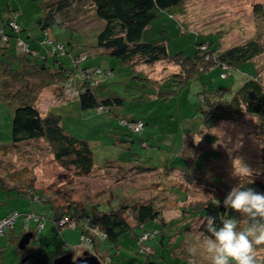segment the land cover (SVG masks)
<instances>
[{"label": "rangeland", "instance_id": "374dc122", "mask_svg": "<svg viewBox=\"0 0 264 264\" xmlns=\"http://www.w3.org/2000/svg\"><path fill=\"white\" fill-rule=\"evenodd\" d=\"M42 2L0 0V29H3V35L10 37L8 45L18 49L19 44H23L22 49L44 50L46 46L53 48L50 39L57 42V37L67 44L68 50L84 49L88 57L80 62L79 68L90 65L96 70L100 67L105 71L95 74L103 86L100 94H121L126 101L122 106H114L113 112L101 108L82 109L78 99L70 95L61 102L53 101L51 86L39 92L37 104L40 110L46 112L51 106L50 111L60 116V123L67 131L89 140L99 163L126 156L131 159L130 163L145 170L136 168L123 177L125 169L107 165L105 169L97 166L89 175L80 176L56 163L50 145L45 140H37L26 146L28 151L24 152L22 147L21 152L24 164H33L36 159V186L43 188L50 199L62 206L104 202L111 197V190L115 195L110 204L101 205L102 208L117 204L123 196L132 199L154 197L163 205L165 203V220L172 219L165 230L158 231L163 228L160 220L146 222L123 234L118 246L102 236L99 252L104 253L107 247L110 248L108 256L102 258V264H145L148 258L151 260L149 264H190L188 257L195 264H209L203 254L192 257L188 252L205 235L198 229L200 221L194 219L193 210L188 208L187 213L181 215V205L177 201L186 200L187 194L173 189L182 181L183 173L178 167L191 161V165L198 168H192L194 175L206 178V183L214 177L219 184L229 186V190L225 189L229 192L241 179L233 175L234 168L239 170L244 163L252 173L263 172L264 139L255 134L257 116L241 112L216 123L215 118L199 110L201 102L197 93L204 87L235 90L243 79V71L262 72L264 52L238 68L227 69L226 77L221 76L223 68L215 64L199 78L191 80L178 95L162 100L151 93L156 91L157 83L176 70L175 65L161 60L151 65L138 62L137 66L97 49L94 29L102 23L92 9L84 10L78 21L71 22L76 30L71 26H54L49 35L38 23L43 14ZM10 19H16L22 27L21 32L12 28L8 23ZM254 37L264 42V0H188L182 5L160 10L145 28L142 40L165 43L171 55L179 52L193 55L197 42L202 40L212 41V47L221 51ZM68 65L73 67L74 64L69 60ZM123 118L127 121L143 120L145 126L140 132H134ZM12 121L13 105L0 99V142L11 143ZM133 151L141 155L134 156ZM30 152H34L35 157ZM154 164L157 168H151ZM202 196L200 193L194 199ZM12 211L19 212L12 225L14 229L7 228L4 234L0 232V261L4 264H23L25 256L36 251L41 253V261L34 257L30 264H53L59 255L72 252L75 259L90 251L86 242L81 243L80 228L60 227L57 220H53L56 212L48 203L0 190V216ZM178 218L185 221L182 222L184 226L187 225L182 231L175 230L180 226ZM129 221L135 223L133 218ZM153 226L158 228L154 235ZM28 231L33 232L34 237L25 249H21L19 240ZM164 232L170 237L169 241L166 238L165 244L161 243ZM142 250L145 252L141 253ZM182 250L189 255L183 256ZM258 252L262 256L261 250Z\"/></svg>", "mask_w": 264, "mask_h": 264}, {"label": "trees", "instance_id": "16d2710c", "mask_svg": "<svg viewBox=\"0 0 264 264\" xmlns=\"http://www.w3.org/2000/svg\"><path fill=\"white\" fill-rule=\"evenodd\" d=\"M186 1L188 0H43V14L39 17L38 23L40 28L49 35L54 26H71L76 30L77 28L73 27L71 22L78 21V18L84 14V10L92 9L102 23L94 29L97 49H103L109 54L137 66L138 62L151 65L161 60L176 66V70L159 84L157 83L156 91L151 93L162 100H167L178 95L180 90L191 80L199 78L202 72L209 70L215 64H219L223 68L220 73L221 76L226 77L229 73L226 72L227 69L238 68L240 64L252 61L264 52V42L257 37L221 51L212 47V41L202 40L197 42L198 47L193 55H186L184 52L171 55L165 43L142 40L145 28L160 10L182 5ZM86 5L90 7L88 8ZM8 23L16 31H22V27L16 19H10ZM1 30L3 29H0V99L13 105V121L11 143L0 142V190L48 203L55 210L56 214L52 218L54 221L57 220L60 227L77 226L81 231V243H83L84 236L91 240L90 252L100 258L101 264L102 258L110 253L108 247L104 253L99 252V241L102 236L105 237L104 240L114 241L118 246V240L123 234L145 225L146 222L161 221L163 228L158 229L153 226L152 235L157 229L158 231L165 230L168 227V221L172 219L165 220L163 213L165 203L163 205L154 197L132 199L130 196L125 198L123 196L117 204H112L109 208H102L101 205L110 204L109 202L113 199L115 193L114 190H111V197L104 202H91L87 205L69 203L62 206L50 199L49 194H46L43 188L36 186V174L34 173L36 159L33 164H24L21 152L22 147L24 152L28 151L26 146L37 140H45L50 145L52 159L56 163L80 176L89 175L97 166L105 169L107 165H116L125 169L126 173L123 172V177L135 171L136 168H139L138 171L145 170V168L130 163L131 159L126 156L118 159H106L99 163L89 140L77 137L67 131L60 123V116L50 111L51 106L46 112L40 110L37 104L39 92L51 86L54 94L53 101L61 102L70 95L78 99L82 109L101 108L113 112L114 106L119 107L125 104L126 99L121 94L103 96L100 94L99 91L103 86L99 80H96L95 74L105 73L104 70L100 67L92 70L90 65L79 68L80 62L88 57L86 50L81 48L68 50L67 44L57 37H55L57 42L50 39L53 48L45 45L44 50L35 49L27 44L29 48L22 49L23 44H19L21 48L17 46L18 49H15L8 45L10 37L3 35ZM69 60L73 62V67L68 65ZM261 70L262 72L259 70L257 74L243 71V79L239 87L232 91H228L225 87L202 88L197 93L201 102L199 110L206 116L215 118L216 123L238 116L241 112L255 115L258 117L255 134L262 137L260 139H264V67ZM122 120L129 122V125L131 122L137 121H127L124 118ZM143 124L145 126L144 121ZM130 128L133 130L131 126ZM142 129L133 131L140 132ZM30 154L35 157L34 152H30ZM133 155L140 156L141 153L133 151ZM262 155L263 172H253L251 177H242L239 181V184H245V187L254 188L258 192H264V146ZM191 164L190 161L182 167H178V170L183 173L182 181L179 186L173 189L180 193L185 191L187 194L186 200L177 201L181 205V215L187 213L188 208L193 210L196 216L194 219L200 221L199 231L203 235H208L205 227L207 216L218 217L219 214H223L239 217V214L223 207V200L228 193L225 189L229 190V186L219 184L214 179V175L206 183V178L192 173L194 170L192 168L195 167ZM151 168H157V166L154 164ZM203 185L204 187H202ZM190 188H192L191 192ZM199 192L203 193V196L194 199V196L200 194ZM217 200L220 202L219 206L215 204ZM14 213H16L15 221L19 215L18 211L0 216V219L8 218ZM29 215L32 216V214ZM34 216L36 219L38 218V215ZM130 218L135 220L134 224L130 223ZM239 219L240 225L246 226L245 219ZM63 220L66 221L61 223ZM178 220L180 226L175 230L182 231L187 225L184 226L185 224L182 222L185 221L180 218ZM14 221L0 232L4 234L7 228L14 229L12 226ZM193 222L192 219V225ZM217 223H219L218 219ZM191 227H187L188 230ZM87 228H97L100 233H92L93 231L90 232ZM166 238L169 241L170 237L168 238V234L164 232L161 243H164ZM258 250H261V257H264V246ZM144 252V250L141 251V253ZM186 252V250L181 251L183 256L187 254ZM34 257H39L41 261V253L36 251L31 253L23 264H30ZM188 259L191 264L193 261L189 257ZM149 263H151L150 258L145 264ZM193 263L195 264V261ZM0 264L4 263L0 261Z\"/></svg>", "mask_w": 264, "mask_h": 264}, {"label": "clouds", "instance_id": "9594fccd", "mask_svg": "<svg viewBox=\"0 0 264 264\" xmlns=\"http://www.w3.org/2000/svg\"><path fill=\"white\" fill-rule=\"evenodd\" d=\"M233 175L251 177L252 170L243 163L239 170L234 168ZM215 204L219 206L220 202L217 200ZM223 207L239 217L207 216L208 235L188 249L190 256L203 254L209 264H264V257L258 252L264 246V192L240 183L227 193ZM239 218L245 219L246 226L240 225Z\"/></svg>", "mask_w": 264, "mask_h": 264}, {"label": "water", "instance_id": "95a60500", "mask_svg": "<svg viewBox=\"0 0 264 264\" xmlns=\"http://www.w3.org/2000/svg\"><path fill=\"white\" fill-rule=\"evenodd\" d=\"M34 237L33 232H25L20 240L19 247L21 249H25L28 244H30L31 239ZM29 258V255L25 256L23 262H25ZM53 264H101L100 258L90 251H85L83 256H78L74 259V255L72 252H68L62 255L55 257L53 260Z\"/></svg>", "mask_w": 264, "mask_h": 264}, {"label": "built area", "instance_id": "2783aa9c", "mask_svg": "<svg viewBox=\"0 0 264 264\" xmlns=\"http://www.w3.org/2000/svg\"><path fill=\"white\" fill-rule=\"evenodd\" d=\"M130 126L133 128V130H139L143 128L144 124H143V121L137 120L135 122H131ZM15 214L16 213L12 214V216L8 218L0 219V231H4V229L14 221V217L16 216ZM65 221L66 220H63L61 223H64ZM90 229H92L93 232L97 233V228H94V229L90 228ZM85 242L88 244V248L91 250V240L85 238L84 236L83 243Z\"/></svg>", "mask_w": 264, "mask_h": 264}]
</instances>
